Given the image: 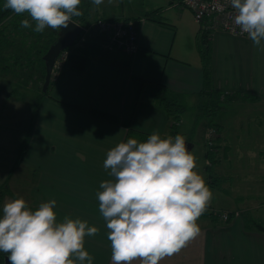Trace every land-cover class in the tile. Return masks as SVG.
I'll list each match as a JSON object with an SVG mask.
<instances>
[{
    "label": "crops",
    "instance_id": "1",
    "mask_svg": "<svg viewBox=\"0 0 264 264\" xmlns=\"http://www.w3.org/2000/svg\"><path fill=\"white\" fill-rule=\"evenodd\" d=\"M86 1L87 19L91 4ZM99 6L98 16L101 17L139 18L137 51L131 55L127 70L103 64L95 57H90L82 71L62 69L49 88V97H41L33 113V123L20 159L24 165L21 179L26 178L25 168L33 170V175L20 197L24 200L29 197V206L36 208L55 200L57 222H63L65 217L78 218L90 227H97L96 235L85 236L84 249L93 257V264H113L111 241L107 238L110 230L100 213L96 196L102 191V181L114 179L109 175L110 170L103 166L107 152L122 141L126 126L149 136L155 131L161 138L165 137L168 118L153 102L154 84L159 83L167 90L165 96L176 97L182 106L181 112L190 109L188 107L198 109L202 103L198 96L202 72L198 25L190 11L181 5V0L151 3L123 0L120 5L104 0ZM93 7L96 10L97 6ZM166 15L169 16L164 17ZM225 35L229 33L213 30L207 39L211 88L229 94V99L246 96L245 99L264 103V56L255 50L248 36L235 35L247 45L241 51L223 48L219 41ZM74 44L77 45L76 41ZM238 52L246 57L241 60ZM71 104L83 110L92 108L110 113L118 123L69 108ZM5 111L6 114L8 108ZM237 111V107L230 111L231 118ZM30 116V112L22 111L20 115L9 112L2 118L10 128L21 122L27 130ZM214 125L220 127L219 122ZM17 131L24 137L22 130ZM216 136L217 147L221 149L223 138ZM10 141L11 145L4 143L1 148L13 154L12 138ZM4 156L8 158L7 154ZM9 160L11 165L13 159ZM13 187L12 182L8 184L9 190ZM9 200L12 199L0 201V216L3 204ZM224 211H234L228 222L201 221L199 234L179 253L161 259L158 264H264V233L256 229L254 222L246 223L245 209ZM131 264H140V260L134 259Z\"/></svg>",
    "mask_w": 264,
    "mask_h": 264
},
{
    "label": "clouds",
    "instance_id": "2",
    "mask_svg": "<svg viewBox=\"0 0 264 264\" xmlns=\"http://www.w3.org/2000/svg\"><path fill=\"white\" fill-rule=\"evenodd\" d=\"M81 0H6L5 8L27 12L35 21L33 31L68 28L79 17ZM104 0H92L96 6ZM112 0H109L111 3ZM234 23L259 46L264 40V0H230ZM20 24L32 27L28 19ZM187 150L185 138H161L153 132L145 142L129 138L111 148L103 162L113 180L100 183L96 193L106 221L113 264H158L177 254L200 232L196 223L211 201L212 193ZM55 200L31 210L23 198L6 201L0 216V251L10 264H93L84 249L85 236L98 228L86 221L65 217L57 222Z\"/></svg>",
    "mask_w": 264,
    "mask_h": 264
},
{
    "label": "rangeland",
    "instance_id": "3",
    "mask_svg": "<svg viewBox=\"0 0 264 264\" xmlns=\"http://www.w3.org/2000/svg\"><path fill=\"white\" fill-rule=\"evenodd\" d=\"M88 1L91 6L84 25L83 23L80 24L82 27H86L93 17L101 13L100 6H97L95 10L92 0ZM121 1L123 0H112L117 5H120ZM145 1L151 3L155 0ZM84 3L85 1L81 0L78 6L79 11H83ZM166 12L171 13V11ZM84 35V38L88 37L91 40L94 37L91 30H81L79 37ZM229 35L222 36L219 41L223 48L241 51L247 47L244 41L237 39L235 35ZM82 40L81 38L80 41ZM254 47L257 52L264 56V40L261 41L259 46L254 45ZM238 54L241 56L239 57L241 60L246 57V55H241V52H238ZM240 59H238V62H241ZM248 60L249 58H247ZM28 74V77L26 75L18 81H7L6 84L0 80V155H2L0 156V187L5 180L8 184L12 182L14 185L13 189L5 190L3 195L8 193L10 197L5 195L2 201L6 198L12 200L21 198L20 195L24 192L25 186L28 185V179L33 175V170L25 168L26 178L21 179L24 165L19 161L7 179L10 174L8 171L9 159H13L12 162L15 161L23 140L17 129L22 130L23 134L28 130H26V125L23 126L21 122L10 128L8 127L9 123L2 118L3 115L9 114V112L18 115L22 111L25 114L30 112L28 127L29 123L32 126L33 113L37 108L35 104L37 89L39 84H42L43 75L39 67H34ZM13 89H16L15 95L6 97L5 94ZM245 98H232V100L225 95L223 99L219 97L220 101L199 100L202 103L198 109L188 107L190 109L180 113L172 137L174 138L177 134H180L185 138V142H189L190 147L187 150L196 158L194 171L201 175L205 185L212 193L211 201L207 206L210 210L218 214L220 212L224 214V210L245 209L246 223L252 224L254 222L264 227V103L261 100H248ZM217 103L218 106L215 107L214 104ZM236 107L238 111L231 118L230 111ZM6 108H8V112L5 114ZM217 122H219L220 127H215L214 124ZM209 131L210 134H208ZM215 134L223 138V143L219 145L221 149L215 148L216 151L212 159H207L203 156L207 135L211 138L214 137L215 142L217 140ZM11 138L13 154L10 151L6 153L7 150L1 148L4 143L11 145ZM216 143L218 144L219 141ZM4 154L8 155V161L5 159ZM27 192L28 189H26ZM27 198L25 199L26 205H30V199ZM220 220L223 221L221 218ZM199 221H204V219L199 218L196 223L201 224Z\"/></svg>",
    "mask_w": 264,
    "mask_h": 264
},
{
    "label": "trees",
    "instance_id": "4",
    "mask_svg": "<svg viewBox=\"0 0 264 264\" xmlns=\"http://www.w3.org/2000/svg\"><path fill=\"white\" fill-rule=\"evenodd\" d=\"M84 3V9L82 15L79 17H72L71 19L77 21L79 24L86 21L85 16V6L87 1ZM6 0H0V80L3 83H7V81H18L20 78L29 76L28 72L32 71L34 67H39L41 69L42 75L44 74V65L42 60V54L46 51L47 47L54 41L57 35V29L45 28V30L41 33L33 31L35 27V21L31 19L30 15L25 12L22 14H16L11 9L5 8L4 5ZM147 14H145V17ZM143 17V16H142ZM125 19L133 20L136 25L139 18H128L123 17ZM144 18V17H143ZM23 19H28L32 25L30 28H24L21 26L20 21ZM84 21V22H83ZM197 33L199 35L200 48V68L202 72V81L201 88L199 90L198 96L199 100L205 99L207 101L217 100L220 101L219 97L223 99L225 95L229 97V94L218 93L211 88L210 85V77H209V47H208V37L210 35L211 29L202 28L199 24H197ZM84 27V26H83ZM84 31L91 30L93 33V39L79 37L80 32L76 35L71 45L67 46L63 51L64 54L62 57L61 54L57 55L54 59L52 67L50 69L48 84L44 90H41V85L37 89V97L36 103H39L41 97H49V88L52 82L61 74L63 68H67L73 71H82L86 68L90 57H95V59L103 64L119 66L124 69L129 68V61L131 55L125 53L121 47L116 48L113 47L114 44H111L109 40V33L107 30H97L92 26V20L86 27L83 28ZM96 35V37H95ZM137 37V36H136ZM83 39L80 41V39ZM77 43L75 45L74 43ZM57 65V69L54 67ZM53 70H56V75L52 76ZM42 82V79H41ZM155 93L153 97V102L157 104L160 108L163 109L167 118V135L173 136L175 132V125L179 120V114L182 110V106L177 102L176 97L173 95L165 96L167 90L159 83L154 84ZM1 89V87H0ZM16 89L11 90V92L6 93V97L14 96ZM224 95V96H223ZM246 97V96H243ZM250 98H253L250 96ZM213 103V102H212ZM217 104H214L216 107ZM35 106V105H34ZM69 108L84 111L90 116H93L97 119L117 124V120L114 115L92 108H88L83 110L77 105H68ZM30 123L27 128L22 143L18 149V152L15 157L14 164H11L8 168L10 174L7 176L10 177L12 170L14 169L16 163H18L25 151V145L27 142L28 134L30 132ZM148 134L144 132H140L134 130L128 126H126L125 134L121 142H127L129 138H135L139 142H145L148 138ZM218 139V138H217ZM216 141L214 142V137L211 138L207 135V140L203 150V156L207 159H212L213 154L215 153L214 148L217 147ZM218 148V147H217ZM211 164V163H210ZM10 181V180H9ZM8 189V182L5 180L0 187V201L3 197L5 190ZM29 209L35 210L36 207H31L27 205ZM225 220L223 222H228V220L234 215V211H224ZM215 211L210 210L208 207L199 217L200 219H206L209 222H213L214 224L218 223V219H220V215ZM239 214V212H238ZM198 218V219H199ZM201 222V221H199ZM257 230L264 233V227L258 223H254ZM6 256L8 258V253H4L0 251V264H3V257ZM10 264V262H9Z\"/></svg>",
    "mask_w": 264,
    "mask_h": 264
},
{
    "label": "built area",
    "instance_id": "5",
    "mask_svg": "<svg viewBox=\"0 0 264 264\" xmlns=\"http://www.w3.org/2000/svg\"><path fill=\"white\" fill-rule=\"evenodd\" d=\"M181 5L187 8L192 18L202 28L221 30L236 36H248L242 33L234 23L236 15L235 10L231 7L230 0H181ZM92 26L97 30H107L109 40L113 47L120 48L128 54H134L137 51V25L131 19L125 18H105L95 16L92 19ZM63 56L64 51L58 55ZM57 69V65L54 67ZM56 75L53 70L52 76ZM210 134V131L208 132ZM220 218L225 220V215L221 214Z\"/></svg>",
    "mask_w": 264,
    "mask_h": 264
},
{
    "label": "water",
    "instance_id": "6",
    "mask_svg": "<svg viewBox=\"0 0 264 264\" xmlns=\"http://www.w3.org/2000/svg\"><path fill=\"white\" fill-rule=\"evenodd\" d=\"M81 26L70 20L68 28L57 29V35L54 41L47 47L46 51L42 54L44 65L43 81L41 90H44L48 84L50 69L58 53L64 50L67 46L71 45L76 35L80 32ZM186 148L190 147L189 142H185ZM3 264H9L6 256L3 257Z\"/></svg>",
    "mask_w": 264,
    "mask_h": 264
}]
</instances>
